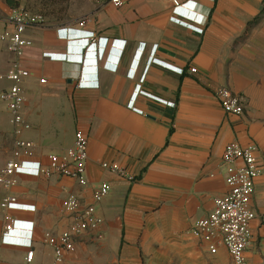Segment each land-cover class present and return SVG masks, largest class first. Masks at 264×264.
<instances>
[{"label": "crops", "instance_id": "obj_1", "mask_svg": "<svg viewBox=\"0 0 264 264\" xmlns=\"http://www.w3.org/2000/svg\"><path fill=\"white\" fill-rule=\"evenodd\" d=\"M122 1L117 8L96 0L70 23L27 32L34 44L24 57L31 76L23 86V114L32 129L23 137L38 149L23 161L15 187L0 186V204L6 194L18 201L7 236L0 207V264H28L30 251L32 264H232L225 247L211 254L192 229L228 191L217 167L233 142L259 149L251 208L264 215V20L249 27L264 0H177L178 7ZM9 12L0 0V14ZM63 26L78 36L58 39ZM12 60L0 41V75ZM41 76L47 84H39ZM3 82L0 93L9 84ZM219 88L241 96L242 116L224 112ZM77 131L89 139L87 188L39 173L49 154L72 147ZM12 144L11 115L0 100V171ZM105 162L117 163L132 180L103 170ZM101 183L111 191L96 207L100 232L76 238L75 251L56 262L44 234L69 227L66 198L79 195L88 203ZM251 233L246 258L264 264L260 219Z\"/></svg>", "mask_w": 264, "mask_h": 264}, {"label": "built area", "instance_id": "obj_2", "mask_svg": "<svg viewBox=\"0 0 264 264\" xmlns=\"http://www.w3.org/2000/svg\"><path fill=\"white\" fill-rule=\"evenodd\" d=\"M166 1L174 7L179 6L177 0ZM110 2L117 8L124 5L122 0H110ZM45 22L42 15L31 13L21 7L10 10L8 14H0V25L3 27L0 41L5 44L13 58L8 71L0 75V80L10 84L0 93V100L11 115L13 126L11 156L0 171V186L7 192L18 184L17 176L22 169L23 161L34 158L38 149L33 141L23 137L25 132L32 129L31 123L23 114V86L31 76L29 68L24 64V57L34 44L27 32L45 27ZM79 26L84 27V23H80ZM56 35L58 39L70 42L73 41V37L78 36V30L63 26L56 29ZM45 60L56 62L51 58ZM190 72L196 73V69H191ZM47 82L46 77H40V85H45ZM215 96L225 113L234 116L244 114L241 96L230 89L219 88ZM88 144V135L77 131L72 147L63 153L47 156V164L40 168V175L46 179L56 176L70 178L81 188H87L89 186L86 170ZM258 153L259 149L254 144L243 147L233 142L225 147L217 168L224 175L228 191L225 195L214 198L211 212L207 217L197 221L192 229V234L209 246L211 254H216L218 247H225L232 264H249L246 251L252 240L251 223L257 218L264 223V215H256L251 208L255 180L261 174ZM101 167L119 177L129 178L127 170L117 163L105 162ZM110 191L109 184L101 183L93 187L91 200L88 203H85L79 195H70L63 201V209L71 216L69 227L59 235L46 233L43 237V243L52 249L56 262H62L65 254L75 251L76 238L88 233L100 232L103 219L99 216L96 207ZM17 202V198L10 194H6L1 201L5 236L14 230L15 219L10 212ZM25 260L28 264H32L33 251L27 254Z\"/></svg>", "mask_w": 264, "mask_h": 264}, {"label": "rangeland", "instance_id": "obj_3", "mask_svg": "<svg viewBox=\"0 0 264 264\" xmlns=\"http://www.w3.org/2000/svg\"><path fill=\"white\" fill-rule=\"evenodd\" d=\"M95 5L96 0H21V8L42 15L45 25L54 27L70 23V20L92 11ZM3 84L7 85L6 82Z\"/></svg>", "mask_w": 264, "mask_h": 264}, {"label": "trees", "instance_id": "obj_4", "mask_svg": "<svg viewBox=\"0 0 264 264\" xmlns=\"http://www.w3.org/2000/svg\"><path fill=\"white\" fill-rule=\"evenodd\" d=\"M2 1L10 10L21 7V0H2ZM262 20H264V2L259 16L256 19H254L252 22H250L249 27L258 24Z\"/></svg>", "mask_w": 264, "mask_h": 264}]
</instances>
